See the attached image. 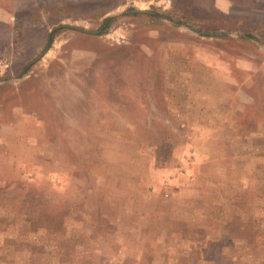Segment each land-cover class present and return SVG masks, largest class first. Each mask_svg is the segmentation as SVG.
<instances>
[{
    "label": "rangeland",
    "instance_id": "rangeland-1",
    "mask_svg": "<svg viewBox=\"0 0 264 264\" xmlns=\"http://www.w3.org/2000/svg\"><path fill=\"white\" fill-rule=\"evenodd\" d=\"M0 264H264V0H0Z\"/></svg>",
    "mask_w": 264,
    "mask_h": 264
},
{
    "label": "trees",
    "instance_id": "trees-1",
    "mask_svg": "<svg viewBox=\"0 0 264 264\" xmlns=\"http://www.w3.org/2000/svg\"><path fill=\"white\" fill-rule=\"evenodd\" d=\"M112 21H113V18H108L104 21V25L107 27L108 25H110L112 23ZM53 35H54L53 33L49 35L47 47L52 45V43L54 41ZM28 70H29L28 68H25L24 72H28Z\"/></svg>",
    "mask_w": 264,
    "mask_h": 264
},
{
    "label": "water",
    "instance_id": "water-1",
    "mask_svg": "<svg viewBox=\"0 0 264 264\" xmlns=\"http://www.w3.org/2000/svg\"><path fill=\"white\" fill-rule=\"evenodd\" d=\"M137 13H144V11H136ZM87 33V32H86Z\"/></svg>",
    "mask_w": 264,
    "mask_h": 264
}]
</instances>
